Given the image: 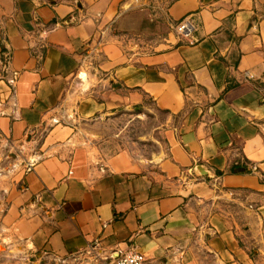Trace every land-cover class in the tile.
Returning a JSON list of instances; mask_svg holds the SVG:
<instances>
[{
	"label": "crops",
	"instance_id": "obj_1",
	"mask_svg": "<svg viewBox=\"0 0 264 264\" xmlns=\"http://www.w3.org/2000/svg\"><path fill=\"white\" fill-rule=\"evenodd\" d=\"M146 100L154 150L88 136ZM0 137L34 151L0 189L25 255L264 264V0H0Z\"/></svg>",
	"mask_w": 264,
	"mask_h": 264
},
{
	"label": "rangeland",
	"instance_id": "obj_2",
	"mask_svg": "<svg viewBox=\"0 0 264 264\" xmlns=\"http://www.w3.org/2000/svg\"><path fill=\"white\" fill-rule=\"evenodd\" d=\"M159 7V6H158ZM157 7V11H162ZM86 69H81L79 74H84ZM81 77V75H80ZM145 113L137 115L134 111L119 112L111 117H101L94 132L89 131L88 136L92 139H106L108 136L115 137L118 145L124 148L131 146L148 153L154 150L153 143L148 139L154 133L153 127L164 122L166 114L152 105L147 100ZM81 122L80 120H76ZM88 121H82L85 123ZM85 129L87 125H82ZM92 134V135H91ZM158 136V135H157ZM146 139V140H145ZM100 140V141H101ZM118 148V146H116ZM30 149H21L10 146L8 142L0 137V189L12 185L18 179L24 166L33 161ZM28 155V157H27ZM101 261L92 253L86 257H71L68 259H51L35 255H25L14 246L7 243V239L0 233V264H100Z\"/></svg>",
	"mask_w": 264,
	"mask_h": 264
},
{
	"label": "built area",
	"instance_id": "obj_3",
	"mask_svg": "<svg viewBox=\"0 0 264 264\" xmlns=\"http://www.w3.org/2000/svg\"><path fill=\"white\" fill-rule=\"evenodd\" d=\"M174 28L179 36L187 40L190 39L192 25L188 20H181ZM42 32H45V30ZM252 170H255V167H252ZM100 264H146V258L142 253L131 248L126 251H118L115 256H110L104 261L102 260Z\"/></svg>",
	"mask_w": 264,
	"mask_h": 264
},
{
	"label": "trees",
	"instance_id": "obj_4",
	"mask_svg": "<svg viewBox=\"0 0 264 264\" xmlns=\"http://www.w3.org/2000/svg\"><path fill=\"white\" fill-rule=\"evenodd\" d=\"M146 103H147V100H146ZM145 103V104H146ZM159 110V109H158ZM142 111V109H141V107H139V106H137V107H135L134 108V112H136V113H138V112H141ZM160 111H162V112H164L165 114L167 113V111H164V110H160ZM236 165V164H235ZM237 166V165H236ZM239 169H238V167H232L231 169H230V171H232V172H235V171H238Z\"/></svg>",
	"mask_w": 264,
	"mask_h": 264
},
{
	"label": "water",
	"instance_id": "obj_5",
	"mask_svg": "<svg viewBox=\"0 0 264 264\" xmlns=\"http://www.w3.org/2000/svg\"><path fill=\"white\" fill-rule=\"evenodd\" d=\"M195 170L199 173V174H205L206 171H204L200 166L195 167Z\"/></svg>",
	"mask_w": 264,
	"mask_h": 264
}]
</instances>
